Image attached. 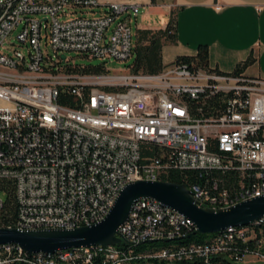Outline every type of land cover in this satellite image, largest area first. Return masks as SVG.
I'll return each instance as SVG.
<instances>
[{
  "label": "built area",
  "instance_id": "built-area-1",
  "mask_svg": "<svg viewBox=\"0 0 264 264\" xmlns=\"http://www.w3.org/2000/svg\"><path fill=\"white\" fill-rule=\"evenodd\" d=\"M95 8H104L99 17L63 19L67 11ZM138 9L136 3L98 0H0V180L13 185V228L69 230L99 223L126 185L165 181L171 170L238 173L240 190L233 195L216 183L185 185L202 208L264 195V79L172 63L155 75L130 71L103 78L111 87L104 90L85 81L86 75L69 72L83 66L62 60L66 53L129 60V20ZM14 31L17 43L6 45ZM43 40L53 56L43 54ZM61 93L75 107L58 104ZM215 99L221 109L210 104ZM263 226L264 216L206 244L142 257L215 264L213 256L241 241L255 247L236 262L251 257L264 264V239L257 240ZM193 230L183 215L144 199L119 227L121 244L29 255L11 243L0 246V264H132L139 257L132 247Z\"/></svg>",
  "mask_w": 264,
  "mask_h": 264
},
{
  "label": "crops",
  "instance_id": "crops-1",
  "mask_svg": "<svg viewBox=\"0 0 264 264\" xmlns=\"http://www.w3.org/2000/svg\"><path fill=\"white\" fill-rule=\"evenodd\" d=\"M139 4L145 26L137 30L176 25V42L162 48L163 64L178 56H194L199 45L208 47V67L231 73L248 57L253 62L243 75L264 79V0H98ZM136 16V17H137Z\"/></svg>",
  "mask_w": 264,
  "mask_h": 264
},
{
  "label": "water",
  "instance_id": "water-1",
  "mask_svg": "<svg viewBox=\"0 0 264 264\" xmlns=\"http://www.w3.org/2000/svg\"><path fill=\"white\" fill-rule=\"evenodd\" d=\"M60 58L64 60L65 56L61 55ZM144 199L155 200L189 219L194 224L190 236L216 234L228 228L249 226L264 216V195L226 208H202L193 200L185 185L140 180L129 183L120 191L109 213L99 223L69 230L0 228V246L14 243L29 255H53L72 248L118 245L123 243L118 236L119 227L127 220L133 204Z\"/></svg>",
  "mask_w": 264,
  "mask_h": 264
},
{
  "label": "trees",
  "instance_id": "trees-1",
  "mask_svg": "<svg viewBox=\"0 0 264 264\" xmlns=\"http://www.w3.org/2000/svg\"><path fill=\"white\" fill-rule=\"evenodd\" d=\"M176 25L174 18H170L165 29L160 30H137L136 44L133 49L134 62L130 68L132 73H143L149 75H155L160 73L166 65L162 61V48L165 43L174 44L176 42ZM253 62L251 57H248L245 61L238 63L231 75H243L245 69ZM173 63L184 65L192 69H205L208 70V47L206 45H199L194 56H178ZM61 64V63H60ZM79 66V65H77ZM71 74L86 75V76H99L106 73L105 66H83L82 68H76L69 71ZM222 73V72H220ZM226 74V73H225ZM215 99L214 106L222 108ZM57 103L62 106L75 107V102L71 96L66 94H59ZM216 112V110H215ZM207 115V111L205 112ZM146 154V152H144ZM166 182L174 184H208L212 185L216 183L219 190H226L230 194H234L240 190V178L238 173L234 171H177L171 170L168 172L164 179ZM0 192H4L5 199L0 206V228H13L17 223L18 205L16 203L13 185L9 180H0ZM262 235H257V240L264 239V226ZM194 231V230H193ZM192 231V232H193ZM188 233L179 240H170L169 242H151L139 244L131 249L137 257L132 264H170L164 260H158L154 257H142L143 255H152L162 249H173L174 252L180 247H188L192 244L203 245L210 241L216 234L209 235H193ZM223 232V231H222ZM221 233V232H219ZM258 233V232H257ZM255 246L253 244L243 245L241 241H236L235 244L229 246L223 256H213L211 261L215 264H242L238 261V258L245 252H251ZM227 257L232 258L229 260ZM173 264H203L202 260L197 259L193 261H181L174 262Z\"/></svg>",
  "mask_w": 264,
  "mask_h": 264
},
{
  "label": "rangeland",
  "instance_id": "rangeland-1",
  "mask_svg": "<svg viewBox=\"0 0 264 264\" xmlns=\"http://www.w3.org/2000/svg\"><path fill=\"white\" fill-rule=\"evenodd\" d=\"M104 11V8H95V9H88V10H81V11H76V13H71L70 11H67V15H65L63 17L64 20H68V19H72L75 18L77 16H86V17H99ZM71 13V14H70ZM143 12H141L140 9V13L138 14V16L136 18H131L129 20V26L131 28V33H132V44H133V48L135 47L136 44V33H137V25L139 26H145L146 22H144L143 20ZM16 35V31H14L10 37L7 38L6 40V45H8L9 43L15 42V44L17 43L14 40V37ZM20 50L24 53H26V49L25 48H20ZM41 50L43 52L44 55L47 56H53L52 50L49 47L48 44L45 45V41L43 40L42 45H41ZM3 52L7 53L10 52L9 49L3 50ZM65 57H67L69 63L73 64V65H82V66H98V65H104L105 69H106V73L103 75H99V76H87L89 77L88 79H86L85 81L91 82V83H98V86L101 89H109L111 88L107 82H105L106 80L103 78H107V77H116V76H121V75H125L128 72H130V68L134 62V55L127 61L125 62H120V61H116V60H111L110 62H103L100 59H94V60H88L86 59L84 56H80L79 54L76 53H66ZM62 74V73H59ZM57 77H64L66 75H59ZM82 82H84V80H81ZM0 197L4 200L5 199V194L0 193ZM229 207V206H228ZM212 209H216V208H212ZM147 255V254H146ZM146 264V263H145ZM246 264H263L251 257H248L246 260Z\"/></svg>",
  "mask_w": 264,
  "mask_h": 264
}]
</instances>
